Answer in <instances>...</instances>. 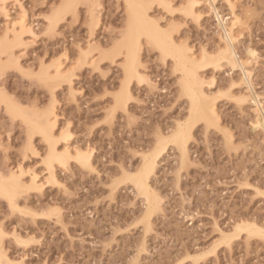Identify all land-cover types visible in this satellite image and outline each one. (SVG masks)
Masks as SVG:
<instances>
[{
  "label": "rangeland",
  "instance_id": "rangeland-1",
  "mask_svg": "<svg viewBox=\"0 0 264 264\" xmlns=\"http://www.w3.org/2000/svg\"><path fill=\"white\" fill-rule=\"evenodd\" d=\"M99 1L97 24L90 22L88 2L79 0L76 13L62 17L53 31L50 18L62 0H8L7 8H0V44L6 34L12 38L14 22L24 19L30 30L23 33L24 45L15 47L18 62L0 53L6 64L0 72L6 95L1 94L31 114L54 103L56 136L70 132L69 142L62 135L57 147L88 148L93 159L92 168L73 157L66 165L56 162L57 181L52 180L45 163L48 142L37 133L30 149L22 117L0 103V172L23 168L26 181L37 173L44 184L21 193L18 208L0 196L1 241L8 255L17 264H264V237L233 230L242 218L264 226V129L254 128L253 101H238L250 91L241 70L226 61L217 69L201 68L206 89L217 96L221 125L195 120L188 164H182L178 146L167 143L150 174L161 205L150 208L127 177L142 171L144 155L161 136H170L189 118V97L182 93V72L172 57L142 36L139 67L145 79H132L126 109L117 105L126 80L125 54H110H116L114 44L126 30L127 4ZM188 1L171 0V9L154 1L149 13L166 30L172 24L176 41L193 46L197 56L203 47L216 54L223 40L211 1L195 4L198 20L184 13ZM215 5L220 15L231 16L225 0ZM235 8L242 20L237 52L245 59L246 46L257 49L248 67L264 102V0H235ZM90 49L81 64L82 50ZM55 61L73 71V83L63 81L53 96L37 75ZM221 231L236 234L228 243Z\"/></svg>",
  "mask_w": 264,
  "mask_h": 264
},
{
  "label": "bare ground",
  "instance_id": "bare-ground-1",
  "mask_svg": "<svg viewBox=\"0 0 264 264\" xmlns=\"http://www.w3.org/2000/svg\"><path fill=\"white\" fill-rule=\"evenodd\" d=\"M78 1L79 0H62L61 5L56 8L53 16L50 18V25H49L50 31H53L56 28L58 21L62 19V17H64L69 13H73V14L76 13ZM84 1L88 2L87 4H88V11H89L88 13L90 16V22H92L93 25L97 24L98 17L95 14L96 13L95 11L97 8L96 6L99 4L100 1L99 0H84ZM125 1L127 4V12H128V21H127L126 30L124 31L122 37L114 44V50H116L115 51L116 54H110L111 52L114 53V50L108 51L109 53L105 52L107 56L108 54H110V56L111 55L116 56L118 55V51H120L119 54L121 53L125 54V59L122 66L124 68L126 80H124L125 83L123 84L124 89L123 91H121L122 93L121 92L119 93L121 95H119L118 99L116 97L117 102L119 101V104L117 103V105L118 106L122 105L125 107L127 99L131 97L132 94L130 90V84L133 78L137 77L138 79L141 80L143 76V79H145L143 75L144 73H142L141 67H139L141 65L139 51L141 49L140 47H141L142 36H147V38H149L156 45L155 47L158 48L162 52V54H164L165 56L172 57V59L174 60L177 66V69H179L182 72L181 73L183 76L181 77V82H182L181 90L183 91L182 93L184 95H187V97H189L188 99L190 102V107H189L190 111L188 115L189 118L187 119L188 121L186 120L185 122H183V124L181 123V125L179 123L178 125L180 126L176 130H174L170 136L169 135H167V137L161 136L153 152L151 151L147 155L146 154L144 155L143 157L144 166L142 168V171L140 169V171H138L139 173L138 172L131 173V175H129L128 177H127L128 173H126L127 175H125L127 178L133 181L138 191L145 196V199L148 202L149 207L152 208L153 206H157L158 208V205L159 204L161 205L160 202L162 199L158 195V193H155L156 191H154L152 188V185L150 183V174L152 171L154 172L158 164V160H159L158 158L166 149L167 143L169 141L171 142L173 141L178 146L181 153V162L183 165H185L190 163L189 162L190 145L188 144V141L189 138L191 139L192 137V130H193L192 125L194 126L195 120L204 121L209 126L221 125V116L217 108V101H216L217 99H215L217 96L215 94L211 95L206 89L205 84L207 83L205 77L203 76V73H201L203 70L201 68L207 66L208 64L209 65L213 64L214 68L216 67L218 68L221 67L223 61H226V63H229L231 65L230 67H232L233 70L235 68L240 69L241 81L243 80L242 84L245 83L250 91L249 94L246 95L243 94L242 97L240 96L241 98L239 97L240 99L238 98V101L248 102V99L250 100L249 102L253 101V103L256 106L254 111H256L257 113L254 128L261 127L262 129H264V104H263L264 102H262L261 99L258 98L259 93L255 91L254 89L255 87L252 82L253 72L248 67L249 62L257 58L258 51L251 45L246 46L245 53L247 57L245 59H242L237 52L236 42L238 38L236 35V28L238 27V25L241 24L242 20L240 15L235 12L236 11L235 0H225L231 9L230 17H225L223 15H220L218 12L219 9L215 5L216 0H210L211 1L210 7L216 13V17L218 18L217 19L218 25L222 31L221 40H223L222 42L223 44L221 43V46L218 47L219 50H217L216 54L209 52L207 48L205 49V47H203L204 49H202L203 52L202 57H199V55L197 56L195 54L196 51L194 52L193 50L194 47L187 44V42L178 43V41H176L177 39H175L174 35L172 34L173 31L170 30L173 29L171 28L172 24L169 25L170 29L166 30L159 23V21L156 20L155 17H152L151 14L149 13V8L151 6L150 4H152L154 1L159 3V5L162 6L164 5L163 6L164 8L167 7L169 9L172 6L171 0H125ZM188 2H189L188 3L189 6L186 5L185 7L182 8L183 11H186L184 13L187 16L188 14L192 15L194 19L198 20L199 18L197 19V17L198 16L201 17L200 16L201 14L198 10L196 11L197 8L196 5L199 4L198 2H201V0L199 1L190 0ZM7 3L8 0H0V8L6 9ZM5 12H7V10ZM26 23L24 22V19L23 21L12 23L13 25H11L9 28L13 32L11 33L13 34L12 36L13 39L11 38V36H9V34L8 35L6 34L7 38L9 37V39L5 38V40H3V42L0 44V53L7 54L10 60L17 62L19 60V58H17L18 56H16L15 54L17 53L15 52V47L21 46V44L24 45L23 42H25L24 39L25 37H23V33L25 34L26 31L29 30L28 25ZM90 52L91 49L90 51L82 50L81 52L82 58H80L81 64L82 61H84L83 63H85V61L87 62V60H89V56L91 54ZM1 58L2 57L0 55V72H2L3 69L6 67L3 58L2 59ZM16 58L18 60H16ZM19 64L20 62L16 63L17 66ZM65 70L66 69L63 67L62 63H60L59 61H55L54 63H52V65L44 66L37 76L42 83L44 82L45 85H47L50 88L51 92L53 93L52 95L54 96L55 87L57 88V86L60 85L63 81H65V83L67 82L70 86L73 83V79H72L73 71L72 70L65 71ZM1 89L2 88L0 87V103L4 102L6 104L5 106L8 109L7 111L9 113L11 112V115H13V117L15 116L18 117V115H20L22 117L23 122H25V124L27 125L28 135L31 141L30 143L31 146L29 145V148L35 149V147L32 145L33 144L32 139L34 138V135L37 133L41 134L43 136V139H45V141L48 142L49 149H48V154L45 158L46 159L45 163L47 164L49 175L52 177L51 178L52 180L56 179L55 181H57V177L55 173V165H54L56 164V162L66 165L73 157V158H77V161L78 162L80 161L81 162L80 164L84 165L85 167L87 168L93 167V163H92L93 159L91 160V153H92V151H90L91 149L89 150L88 148H86L87 149L86 150L83 147L82 148L74 147L76 150L75 149L72 150L71 148L72 146H70V143L69 145L65 146L64 149L62 148V150L61 148L57 147V144L59 142L58 139H61L62 135H64L63 136L64 140L67 139L69 137L70 132L64 131L65 133L62 132L61 136L60 134L56 136L58 114L56 112L55 109L56 107L54 103L48 106V108L41 110L40 112H35V114H31L30 111H27L25 109L28 112L26 113L25 110L24 111L22 110L24 108L20 107L16 102L14 103L13 100L11 102L10 101L11 99L8 100L9 98L7 99L6 96L2 95L3 93L5 94V92H3ZM1 92L3 93L1 94ZM228 138L230 137L228 136ZM67 141L69 142V138L68 140L65 141V143ZM10 171L8 173L7 170V173L5 174L2 173V171L0 172L2 173L0 174V196L8 200L10 204L9 206H11V208L12 207L18 208L20 207L18 201L20 197L19 195H22L30 188H34V190L37 188L38 190L44 184H42L43 183L42 180L40 181L38 179L37 173L36 174L32 173L33 175L32 174L30 175L31 179L29 178L30 180L28 179L29 181H26L25 180L26 178L25 177L23 178L22 176L26 174L25 173L26 171H24L23 168H20L18 171L17 170H10ZM149 207L147 206V208ZM159 208H161V206ZM242 219L241 220L239 219L240 223L238 222L235 224L236 228H233V230H235L234 232L240 233V231L243 230L245 232L247 231L246 234L248 233L250 237H253V235L264 237L263 225H262L263 227H261L260 225H258L257 222L254 223L255 221L253 223H250L249 222L250 220H248L249 223H247L245 222V220H247L245 218L243 222H241ZM148 221L150 220L148 219ZM149 223L147 224L148 227H149ZM3 231L4 230L0 228V264H17L16 261L8 255L7 251L5 250L2 244L1 240L4 235ZM239 233L237 235H239ZM234 234L229 235L226 233V231L225 232L223 231L221 238L225 239L228 242L229 239L232 236H234ZM225 240L223 241L226 242Z\"/></svg>",
  "mask_w": 264,
  "mask_h": 264
}]
</instances>
